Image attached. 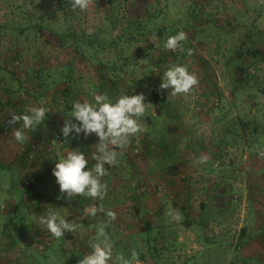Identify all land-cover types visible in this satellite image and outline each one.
I'll list each match as a JSON object with an SVG mask.
<instances>
[{"label": "rangeland", "instance_id": "374dc122", "mask_svg": "<svg viewBox=\"0 0 264 264\" xmlns=\"http://www.w3.org/2000/svg\"><path fill=\"white\" fill-rule=\"evenodd\" d=\"M62 1L0 0V161L16 164L17 173L16 178L0 174V264H79L94 243L111 246L110 264H122L121 254H135L134 264H264V236L249 240L264 223V62L255 64L234 105L236 63L230 61L249 33L264 50V0H91L84 12ZM37 25L105 45L62 47ZM174 26L187 39L170 51L164 43ZM128 33L133 36H123ZM173 64L186 66L199 85L187 95L164 89L168 101L157 108L148 88ZM41 69L56 81L46 91L37 81ZM69 73L74 92L65 94ZM139 93L147 103L139 118L143 130L127 147L115 149L117 164L105 165L104 199L64 198L52 175L56 162L78 148L93 167L91 145L98 142L93 135L66 146L60 128L72 103L92 101L94 94L115 100ZM34 106L49 110L41 126L24 130L22 120L12 122ZM234 118L250 128L239 139ZM17 129L26 135L22 144L15 141ZM250 130L258 144L249 145ZM25 152L30 158L19 164ZM203 156L206 163L200 162ZM34 173L41 176L45 197L23 196L15 215L16 194ZM93 205L104 211L86 215ZM49 209L75 225L68 232L71 240L55 239L36 223ZM109 210L115 220L106 216ZM169 213L178 214L179 221ZM187 217L204 222V228L187 227ZM101 223H107V240L97 237ZM148 226L151 233L142 231ZM243 228L249 230L246 237ZM117 241L125 250L114 247Z\"/></svg>", "mask_w": 264, "mask_h": 264}, {"label": "clouds", "instance_id": "9594fccd", "mask_svg": "<svg viewBox=\"0 0 264 264\" xmlns=\"http://www.w3.org/2000/svg\"><path fill=\"white\" fill-rule=\"evenodd\" d=\"M91 0H70L73 10L81 12L89 8ZM187 34L178 31L171 35L164 43V48L176 51L182 48V42L186 41ZM192 49H188V55H192ZM199 85V80L194 73H190L184 65L173 64L167 68L161 79L159 88L171 90L172 95L190 94L194 87ZM146 96L144 93L135 95H121L112 100L104 94H94L92 101H75L72 103L71 115L66 118L60 128L64 142L83 138L87 139L95 135L97 143L91 145L94 148L92 158L96 161L93 167H88L89 160L84 151L72 149L59 159L52 170L60 192L66 199H73L77 196L90 197L103 200L107 194V184L102 178L108 175L105 165L117 164V151L127 147L134 136L142 132L139 118L145 114ZM49 110L46 107L34 106L25 114L12 117V122L23 121L24 130L34 129L43 124L47 119ZM15 141L24 143L26 135L23 130L17 129L14 132ZM208 157L203 156L201 163H206ZM104 209L93 207L90 215L96 216L97 212ZM106 216L110 220L116 219L114 211H107ZM172 219L179 221L180 216L173 215ZM36 223L46 227L51 236L61 239L65 233L74 230L75 225L60 214L59 211L49 209L46 215L37 217ZM107 223H101L97 229V237L107 240ZM91 252L79 261V264H110L112 259L111 246L108 244L94 243L91 245ZM118 259L122 264H134L137 257L133 254L126 258L121 254Z\"/></svg>", "mask_w": 264, "mask_h": 264}, {"label": "trees", "instance_id": "16d2710c", "mask_svg": "<svg viewBox=\"0 0 264 264\" xmlns=\"http://www.w3.org/2000/svg\"><path fill=\"white\" fill-rule=\"evenodd\" d=\"M60 1L62 4L65 3L62 0H60ZM134 25H138L140 28L141 24L135 23ZM229 26H231V24H229ZM239 27H240V29H243V26H239ZM36 28L38 29L39 32H44L45 30L49 31L51 34H54L58 38V42H59L60 46L68 47L71 45L75 48L76 51H80V48H79L80 44H86L88 47L94 46L96 44L105 45L104 40L103 41L102 40L101 41L92 40V38H90L87 35H82L80 38H78V36L74 33L69 34L67 32H64V33L60 34V32L50 30L48 28V26L44 27L41 25H39V26L37 25V26H35V29ZM233 29H234V31H233ZM237 29H238V27H234L230 30L232 32H235ZM169 31L174 35L178 32V30L176 29L175 26H174V28L171 27V29H169ZM64 35L68 37L67 40H65ZM123 36L131 37V36H133V34L128 33V34H123ZM244 38H245L244 41L239 46L238 45L235 46L234 52L230 58L231 62L236 63V65H235L236 75L235 76H237V80L235 78L232 79V84L234 86V89H233L234 105H236V99L238 97L239 92L243 88L248 87V85H247L248 80L247 79H249L251 77V70L256 69L255 64L259 61L264 62V50H261L256 46V42H255V40H252L250 33L246 34L244 36ZM112 41L113 40H110V41H108V43L111 44ZM112 45H113V43H112ZM191 48H192V46H191ZM69 72H71V71H69ZM49 77H50V74H49L48 70L41 69V70L37 71L38 85L41 87H44L45 91L51 87V82L56 83L55 80L49 79ZM162 77H163V74L159 75L158 80L157 81L154 80L153 84H150V88H148L151 104L157 108L162 107L168 101V92L165 91L164 89L161 90L159 88ZM65 79L67 82V88L63 90V93H65V94L73 93L74 92V85L72 83L70 73L65 76ZM41 125H39V126H41ZM246 129H250V128H249L248 124L244 121V119L234 118V136L235 137H237L238 139L241 138ZM224 131L226 132V131H228V129H224ZM250 133H251V135L248 136L249 145L252 146L254 144H258L260 142V140L253 135L252 130H250ZM78 143H79V138L70 140V142L68 144H66V146H68L70 144L75 145ZM29 155L30 154L28 152H25L24 157L18 161L19 164L27 163V160L30 158ZM15 165H7L4 162L0 161V174L2 176H4L5 175L4 173H7V174L11 173L14 176V178H16L17 173L15 170L16 169ZM14 178H13V180H14ZM13 184H14V181H13L12 185ZM40 186H41V176L39 173H34L33 175L30 176L29 180H27V182L23 184V188L25 189L23 191V193L16 194L19 202H17L16 206L14 207L13 213L15 215H17V212L20 210L21 205H23L25 203V201H23L21 199L23 196H26V198H29L30 200H34V199H38V198L43 199L45 197V195L40 192V189H39ZM11 192L12 193H14V192L18 193V191H15V190H14V192H13V190ZM207 209H208L207 204H203L204 212H206ZM184 223L187 225V227H191L194 223H197L198 227L204 228V222H202V221L194 222L188 217L185 219ZM146 230L149 233L152 232L150 226H148L147 229H143L142 231L145 232ZM248 231H249L248 228H243L241 231L242 236L246 237ZM263 236H264V223H260L259 225H257L255 235L249 234V240L252 241V240H255V239H257L259 237H263ZM64 237H66L67 239H70V240L72 239L71 236L68 234V232L65 233ZM150 239H151V237H148V242L151 245ZM243 245H244L243 242H241L240 244H238L237 249L242 248ZM114 247H122V248H120V251L125 250V248L122 246V242H118V241L115 242ZM149 248H150V250L148 252L152 253V251H153L152 246H149ZM140 259L143 261H147L144 256H141Z\"/></svg>", "mask_w": 264, "mask_h": 264}, {"label": "built area", "instance_id": "2783aa9c", "mask_svg": "<svg viewBox=\"0 0 264 264\" xmlns=\"http://www.w3.org/2000/svg\"><path fill=\"white\" fill-rule=\"evenodd\" d=\"M93 207H96V208H97L96 205H93V206L90 208V210H87V211L85 210L86 215L90 214V211H91V209H92Z\"/></svg>", "mask_w": 264, "mask_h": 264}]
</instances>
